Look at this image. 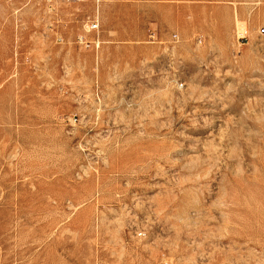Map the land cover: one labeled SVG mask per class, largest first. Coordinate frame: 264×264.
<instances>
[{"label": "rangeland", "instance_id": "obj_1", "mask_svg": "<svg viewBox=\"0 0 264 264\" xmlns=\"http://www.w3.org/2000/svg\"><path fill=\"white\" fill-rule=\"evenodd\" d=\"M0 264H264V0H0Z\"/></svg>", "mask_w": 264, "mask_h": 264}, {"label": "built area", "instance_id": "obj_2", "mask_svg": "<svg viewBox=\"0 0 264 264\" xmlns=\"http://www.w3.org/2000/svg\"><path fill=\"white\" fill-rule=\"evenodd\" d=\"M98 28V24L96 22H92L90 25V30H96Z\"/></svg>", "mask_w": 264, "mask_h": 264}]
</instances>
